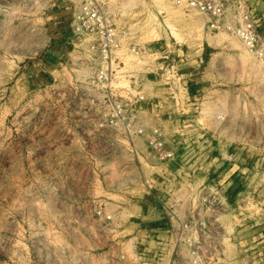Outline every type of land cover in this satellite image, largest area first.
<instances>
[{"label": "rangeland", "instance_id": "1", "mask_svg": "<svg viewBox=\"0 0 264 264\" xmlns=\"http://www.w3.org/2000/svg\"><path fill=\"white\" fill-rule=\"evenodd\" d=\"M83 1L0 0V264L137 263L132 249L157 217L142 216L148 202L186 221L198 204L209 223L177 235L162 263L178 245L190 264L197 242L214 264H264V59L188 0H92L135 41L173 46L179 78L143 89L147 126L155 115L179 147L160 162L144 136L94 135L58 93L69 12ZM226 2L264 14V0ZM180 177L195 194L164 201L163 182Z\"/></svg>", "mask_w": 264, "mask_h": 264}, {"label": "built area", "instance_id": "2", "mask_svg": "<svg viewBox=\"0 0 264 264\" xmlns=\"http://www.w3.org/2000/svg\"><path fill=\"white\" fill-rule=\"evenodd\" d=\"M188 5L207 14L211 28L234 32L249 50L264 59L261 31L264 14L256 17L248 6L227 5L226 0H188ZM67 23L70 49L58 66L59 71L67 73V78L57 87L66 105L76 108L78 120L87 122L94 135L110 129L120 130L127 137L141 135L146 138L153 158L160 162L174 161L176 150L164 141L159 119L150 115L147 126L141 115L149 103L143 90L145 79L163 78L170 82L181 75L176 69L173 46L166 41L158 44L135 41L134 32L125 25H117L92 0H85L71 10ZM197 207L198 204L188 221L172 213L179 227L178 238L188 229L198 233L206 230L209 223L200 217ZM189 247L190 264H214L202 255L204 245L196 242ZM132 251L135 260L149 256L139 246ZM177 256L178 245H174L171 258L164 264H180Z\"/></svg>", "mask_w": 264, "mask_h": 264}, {"label": "crops", "instance_id": "3", "mask_svg": "<svg viewBox=\"0 0 264 264\" xmlns=\"http://www.w3.org/2000/svg\"><path fill=\"white\" fill-rule=\"evenodd\" d=\"M264 26L261 27V31L263 32ZM203 134H206L207 132L201 131ZM197 136V135H194ZM176 148V147H174ZM179 147L176 148V150ZM187 149V148H186ZM189 152L186 150L185 152H181L179 149V160L182 161L184 156ZM181 163V162H180ZM183 163V162H182ZM181 163V164H182ZM168 183L163 182V185L165 189L160 194L161 198H163L164 201L168 202L171 200L172 202L176 201L177 196L180 192L186 191L185 193L191 198L193 194H195L196 191V185L193 183L192 179H183V178H177V179H167ZM161 187V186H160ZM186 196V195H185ZM189 198V200H190ZM150 201V198H149ZM152 202H148L144 204L147 208L145 211L142 209V216L145 217L149 212L154 213L157 215L155 219L149 221L150 223L145 224L147 225V232H148V239H146V245H144V249L148 250L149 256L139 258L136 262H131L127 264H164L162 263V258L164 257V249L166 245H171L174 239H177V235L179 234V227L176 218L173 215H170L172 213L165 212L163 210H150V206H152ZM178 205V203H174ZM162 215H158L159 213ZM174 213V212H173ZM175 218V221L173 218Z\"/></svg>", "mask_w": 264, "mask_h": 264}]
</instances>
